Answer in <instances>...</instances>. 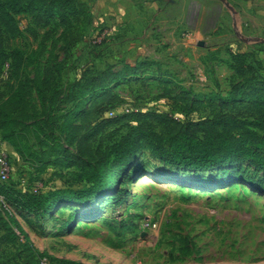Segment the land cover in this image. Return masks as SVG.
<instances>
[{"label":"rangeland","instance_id":"obj_1","mask_svg":"<svg viewBox=\"0 0 264 264\" xmlns=\"http://www.w3.org/2000/svg\"><path fill=\"white\" fill-rule=\"evenodd\" d=\"M74 1L91 14L85 29L70 19L44 26L31 16H18L22 35L8 46L35 51L37 64L29 71L43 76L50 65L64 88L111 67L153 63L136 79L124 78L112 89L119 96L114 110L156 112L181 122L206 118L209 108L190 113L173 98L180 97V87L195 93L229 90L233 72L220 61L204 62L206 55L217 52L218 43L224 44L219 50L223 60H229V50L249 51L250 62L257 58L264 66V29L254 23L264 20L257 14L261 0ZM251 24L256 31H249ZM12 83L9 74L1 77L4 99ZM165 89L171 97H161ZM30 105L41 114L35 97ZM102 115L106 118L107 112ZM129 123L134 124H122ZM28 138L33 153L46 149L32 133ZM2 146L13 168L9 183H21L22 191L35 185L43 191L77 188L71 175L53 167L34 168L9 144ZM250 180L264 182V174L247 164L223 170L175 169L145 151L109 196L56 210L41 220L22 215L18 221L39 252L83 264H264V192ZM72 209L82 217L63 231ZM144 219L156 222L157 228L143 231ZM185 242L192 244L193 253L177 260ZM13 257L14 247L0 246V264H17Z\"/></svg>","mask_w":264,"mask_h":264},{"label":"trees","instance_id":"obj_2","mask_svg":"<svg viewBox=\"0 0 264 264\" xmlns=\"http://www.w3.org/2000/svg\"><path fill=\"white\" fill-rule=\"evenodd\" d=\"M23 15L44 26L70 19L75 27L82 26L80 29L92 20L74 0H0V79L8 65L13 81L8 97L0 95V144H9L32 167L42 171L53 167L71 175L77 184V188L39 194L22 191L20 183L0 184V246L14 247L17 264H39L43 258L54 264H83L39 252L18 218L30 215L41 220L69 206L94 204L116 190L145 151L165 167L205 171L247 164L264 174V66L257 58L250 62L253 52L229 50V60L218 59L219 50L205 56V63L217 60L233 72L225 94L179 88L180 97L173 99L184 103L188 112L209 108V115L202 120L181 122L167 114L139 111L105 118L102 114L114 110V102L119 100L112 89L124 78L136 79L153 63L111 67L64 88L50 65L43 76L29 71L37 64L35 51L9 48L8 42L22 35L17 17ZM170 93L165 89L161 97L169 98ZM33 97L41 114L30 105ZM124 121L134 124H122ZM114 125L118 128L103 137ZM28 133L46 149L33 153ZM251 182L264 192L263 181ZM81 217L82 213L72 209L62 230L69 231ZM191 245L184 243L177 260L192 255Z\"/></svg>","mask_w":264,"mask_h":264},{"label":"built area","instance_id":"obj_3","mask_svg":"<svg viewBox=\"0 0 264 264\" xmlns=\"http://www.w3.org/2000/svg\"><path fill=\"white\" fill-rule=\"evenodd\" d=\"M8 68L9 66L6 65L5 71H4V75L3 76H7L8 75ZM133 110H129L128 108H124V107H120L119 110H112L109 111L107 113V118H112L115 117L119 114H126V113H130ZM2 144H6V143H1L0 144V184H8L10 181V178L12 176V172H13V168H12V163L10 161V156L9 154L6 152V149L3 148ZM21 185V183H20ZM42 185L41 186H37L35 185L34 187L29 188L27 191L32 192L34 194H39L41 192H44L42 189ZM141 228L143 231L145 230H152V229H156L157 228V223L156 222H152L150 219H144L141 222ZM39 264H54L51 263L50 260H48L47 258H43L42 260H40Z\"/></svg>","mask_w":264,"mask_h":264},{"label":"crops","instance_id":"obj_4","mask_svg":"<svg viewBox=\"0 0 264 264\" xmlns=\"http://www.w3.org/2000/svg\"><path fill=\"white\" fill-rule=\"evenodd\" d=\"M260 1V0H259ZM260 8L258 9V16H260V17H264V0H261V2H260ZM250 14L251 15H254V12L253 11H251L250 12ZM253 21H255V19L253 20ZM252 21V22H253ZM260 22H262V24H258L257 22H254L255 24H257L258 25V29L259 30H261V29H264V20H262V21H259V23ZM249 26V25H248ZM251 29H249V31H256V29H255V25L254 24H251L250 26H249ZM248 29L246 28V31H247ZM248 41L251 43L252 41H253V39L252 38H248ZM249 43V44H250ZM224 45V44H223ZM222 44H220V43H218V44H216L215 45V47L216 48H214L216 51L217 50H220L221 48H222V46H223ZM232 52H235V51H233V50H231ZM218 58H221V59H224L222 56H217ZM229 59V58H228ZM210 62H217V60H214V61H210ZM210 62H207V63H210ZM226 66V65H225ZM228 68V67H227Z\"/></svg>","mask_w":264,"mask_h":264},{"label":"bare ground","instance_id":"obj_5","mask_svg":"<svg viewBox=\"0 0 264 264\" xmlns=\"http://www.w3.org/2000/svg\"><path fill=\"white\" fill-rule=\"evenodd\" d=\"M176 169V168H175ZM162 176V175H161Z\"/></svg>","mask_w":264,"mask_h":264}]
</instances>
